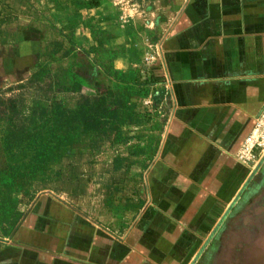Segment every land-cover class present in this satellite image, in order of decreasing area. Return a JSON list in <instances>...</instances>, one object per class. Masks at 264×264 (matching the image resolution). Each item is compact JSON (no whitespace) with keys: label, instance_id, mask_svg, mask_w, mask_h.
<instances>
[{"label":"rangeland","instance_id":"obj_1","mask_svg":"<svg viewBox=\"0 0 264 264\" xmlns=\"http://www.w3.org/2000/svg\"><path fill=\"white\" fill-rule=\"evenodd\" d=\"M144 1L0 0V101L17 99L19 110L0 104V161L7 166L0 169V241L14 240L32 216L50 225L51 216H66L59 230L88 222L114 231L140 220L144 169L168 131L171 94L155 63L129 72L114 67L99 19L126 26L149 16ZM78 24L91 29L90 47L78 43ZM99 84L119 106L108 130L69 131L50 116L27 120L38 103L50 107L56 98L73 108L93 99ZM242 159L256 169L197 264H264V147Z\"/></svg>","mask_w":264,"mask_h":264},{"label":"crops","instance_id":"obj_2","mask_svg":"<svg viewBox=\"0 0 264 264\" xmlns=\"http://www.w3.org/2000/svg\"><path fill=\"white\" fill-rule=\"evenodd\" d=\"M145 4L149 16L126 26L99 19L114 67L155 63L171 94L168 131L144 169L140 220L114 231L88 222L59 230L66 216H51V225L32 216L14 240L0 241V264H197L212 249L256 169L240 153L264 107V0ZM85 28L76 26L84 48L96 42Z\"/></svg>","mask_w":264,"mask_h":264},{"label":"trees","instance_id":"obj_3","mask_svg":"<svg viewBox=\"0 0 264 264\" xmlns=\"http://www.w3.org/2000/svg\"><path fill=\"white\" fill-rule=\"evenodd\" d=\"M98 5V4H96ZM117 54V51H113V56ZM156 82L160 78H155ZM101 93L95 98L91 99L85 97L76 107H67L61 100L56 98L50 104V107L44 106L42 103H38L33 109L31 117L27 118L29 122L42 119L44 116H50L53 122L59 127L66 130L74 129L80 125L84 131H106L117 118L118 115V103L115 96L109 92L108 88L99 84ZM6 102L10 105V109L18 112V100L14 98H8L0 101ZM0 169H6L7 166H1ZM3 163H6L3 161Z\"/></svg>","mask_w":264,"mask_h":264},{"label":"built area","instance_id":"obj_4","mask_svg":"<svg viewBox=\"0 0 264 264\" xmlns=\"http://www.w3.org/2000/svg\"><path fill=\"white\" fill-rule=\"evenodd\" d=\"M254 147H264V107L256 119L253 132L247 137L240 154L243 158H249L253 155Z\"/></svg>","mask_w":264,"mask_h":264}]
</instances>
